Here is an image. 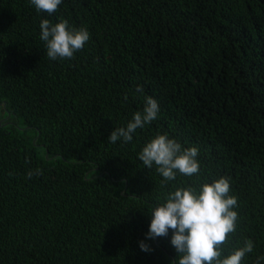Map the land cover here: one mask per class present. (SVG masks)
<instances>
[{
  "label": "trees",
  "instance_id": "obj_1",
  "mask_svg": "<svg viewBox=\"0 0 264 264\" xmlns=\"http://www.w3.org/2000/svg\"><path fill=\"white\" fill-rule=\"evenodd\" d=\"M43 19L85 27L90 39L74 58L51 60ZM148 96L157 118L111 143ZM157 134L197 148L199 175L165 181L148 169L139 153ZM220 177L238 201L223 256L250 239L241 264H256L264 0H62L52 15L0 0V264H172V230L146 236L150 210L176 187Z\"/></svg>",
  "mask_w": 264,
  "mask_h": 264
},
{
  "label": "clouds",
  "instance_id": "obj_2",
  "mask_svg": "<svg viewBox=\"0 0 264 264\" xmlns=\"http://www.w3.org/2000/svg\"><path fill=\"white\" fill-rule=\"evenodd\" d=\"M36 11L52 15L62 0H30ZM40 39L45 42L47 56L51 60L71 59L81 51L90 39L85 27H70L67 20L53 24L48 19L40 23ZM137 91L142 92V86ZM158 102L148 96L145 98L143 112L134 113L126 127L115 128L108 140L116 143L121 138L125 143L132 141L133 133L157 118ZM198 149L184 148L167 134H157L146 142L139 153V159L148 168L156 166V171L165 181H174L179 173L182 176H198L200 163ZM34 173L29 172L31 177ZM35 174H42L37 169ZM230 180L220 177L211 183L198 187L191 185L176 187L150 210L151 223L146 234L148 239L167 237L172 230L171 245L178 256L172 264H241L243 258L254 249V243L248 239L243 247H238L227 256H223L222 247L228 241L229 234L235 233L238 221L237 198L231 195ZM141 250L151 251L149 245L140 241ZM264 256L258 257L261 264Z\"/></svg>",
  "mask_w": 264,
  "mask_h": 264
}]
</instances>
